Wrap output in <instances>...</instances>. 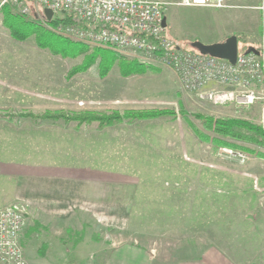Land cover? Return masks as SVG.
<instances>
[{
  "label": "rangeland",
  "instance_id": "374dc122",
  "mask_svg": "<svg viewBox=\"0 0 264 264\" xmlns=\"http://www.w3.org/2000/svg\"><path fill=\"white\" fill-rule=\"evenodd\" d=\"M165 1L169 2L165 11V33L182 49L197 50L192 46V42L206 41L211 27L217 28V22L221 30L225 25L234 29L239 53L248 46L257 48L261 36L264 35V0H259L257 9L253 8L254 4H249L246 8L225 9L217 14L206 9V6L180 5V0ZM39 10L43 12L41 7ZM27 17L30 18L29 15ZM40 25L46 28L45 25ZM82 61L83 54L68 58L52 53L47 47H39L34 35L23 41L12 38L3 27L1 16L0 73L3 71L7 74L12 69L13 72L18 70L19 75H44L54 79L66 74L67 83L76 90L71 91L72 97L68 99L73 100L76 96V105L83 110H174V119L165 115L151 120L117 124L104 130L100 128L99 142H95L96 148L103 149L107 140L109 146L110 143L114 144L116 155L113 156L128 158L83 164L113 171L105 175H102V172L99 178L113 180L114 189L120 190L124 200L127 196L126 188L122 189L124 186H131L133 189L138 185L136 189H140L145 184L148 198L143 199L140 204L153 208L161 207L163 202L158 195L152 197L154 192L150 191L155 190L153 187L158 186L160 181L163 182L164 188L169 189L171 185L186 186V190L192 193L199 183L197 177L205 171V175L201 176L204 180L200 184L205 186L206 190V228L195 227L194 231H191L176 219L172 220L171 224L162 226L157 224V214L153 215V223L146 224V221L140 222L138 219L130 221L127 205L119 202L121 199L116 196L111 206L83 209L81 214L75 217L50 225L44 224L46 219L42 215L29 214L25 202H14L27 207L26 223L21 235L27 264H100L105 251L112 247V244L118 245L122 242L152 247L162 250L164 254H170L179 247L192 244H200V247H203L211 242L230 255L236 264H263L261 260L264 259V240L261 242L256 238L257 233L264 234V159L245 153L247 160L241 164L233 159L218 157L217 149L213 150L209 143L200 142L189 131L180 114L183 109L187 118L198 126L200 123L194 119L193 113L241 117L257 123L259 102L255 101L248 106L197 102L192 94L179 89L175 76L168 68H158L159 71L148 69L140 74L123 76L118 63L115 62L102 77L95 62L86 70L73 72ZM20 87L27 88V82L20 79ZM52 88H55L53 84ZM53 89H49L50 93L57 94ZM21 97L25 100L28 98L24 95ZM94 126L95 123L84 125V143H92V134L97 133ZM41 132L48 136L47 130ZM57 134V130H51L50 139L57 137ZM50 143L52 148L56 145L52 141ZM244 145L253 147L249 143ZM124 149L125 155L118 154V151L123 152ZM151 158L157 160L158 164L146 167L137 163L143 159L152 160ZM50 163L58 164L56 160H51ZM166 169L170 170L172 178L167 176ZM147 172H151V181L145 183L142 180L147 176ZM175 172L182 177L181 180L174 179L177 175L174 176ZM249 180L252 186H249ZM186 197L185 200L174 198V203H193ZM189 197H192V194ZM257 219L258 226L254 225Z\"/></svg>",
  "mask_w": 264,
  "mask_h": 264
},
{
  "label": "crops",
  "instance_id": "0c3cea01",
  "mask_svg": "<svg viewBox=\"0 0 264 264\" xmlns=\"http://www.w3.org/2000/svg\"><path fill=\"white\" fill-rule=\"evenodd\" d=\"M224 3L223 7L206 6V9L217 14L225 9L246 8L249 4H254L253 8L257 9L260 5L259 0H224ZM216 27H211L206 41L201 42H222L234 34L232 27L225 25L221 30L218 22ZM4 73H0V207L25 202L28 213L42 215L46 225L75 217L83 209L111 206L114 196L121 199L119 202L125 203L129 210L137 185L133 189L131 186L122 188L127 190L124 200L120 190L114 189L113 180L99 178L102 172L105 175L113 171L83 164L128 157L113 156L116 155L114 144L109 146L107 140L103 149L96 148L100 129L96 122L79 123L52 115L64 113L67 116L83 110L76 105V96L73 100L68 99L72 97L73 87L67 83V75L54 79L44 75H19L18 70L13 72L12 69L10 73ZM20 79L27 82V88L20 87ZM261 87L264 89V83ZM49 89L58 93L53 95ZM20 93L28 98L23 99ZM94 123L97 133L92 134V143H84L83 127ZM111 127L114 126L101 130ZM41 130H47L48 136L41 134ZM51 130L58 131L57 137L50 139ZM51 141L56 144L53 148L50 147ZM118 154L125 155V149ZM51 160L58 164H51ZM258 221L254 225L258 226ZM263 238V233H257L258 241L262 242ZM111 246L100 264H236L230 255L211 242L203 247L200 244L198 247L193 244L179 247L170 254L131 242ZM261 263L264 264V259Z\"/></svg>",
  "mask_w": 264,
  "mask_h": 264
},
{
  "label": "built area",
  "instance_id": "2783aa9c",
  "mask_svg": "<svg viewBox=\"0 0 264 264\" xmlns=\"http://www.w3.org/2000/svg\"><path fill=\"white\" fill-rule=\"evenodd\" d=\"M168 4L165 0H0V10L10 6L16 14L29 15L72 41L107 48L142 65L168 68L179 89L197 102L248 106L258 101L257 124L264 131V35L258 54L238 52L234 63L182 49L162 24ZM178 4L225 6L224 0H180ZM40 7L52 11L51 20ZM52 20L57 21L53 27ZM216 155L241 164L247 160L244 152L227 146L218 147ZM26 215L27 207L21 203L0 207V264H27L21 243Z\"/></svg>",
  "mask_w": 264,
  "mask_h": 264
},
{
  "label": "trees",
  "instance_id": "16d2710c",
  "mask_svg": "<svg viewBox=\"0 0 264 264\" xmlns=\"http://www.w3.org/2000/svg\"><path fill=\"white\" fill-rule=\"evenodd\" d=\"M2 16V25L8 31L9 35L18 40L23 41L34 35L35 41L39 47H47L52 53L60 54L62 57L74 58L80 54H83V61L81 65L74 68L75 71L86 70L89 65L97 62L99 74L103 77L107 74L110 67L117 62L121 75L129 76L132 74H140L150 69L151 71H159L158 68L153 66H146L139 64L135 61L127 60L117 53L99 46H89L81 42L72 41L62 35L55 33L49 28H44L39 22L25 16L16 14L11 10L10 6H3L0 10ZM56 20L49 22L50 26H55ZM245 51V50H243ZM242 51V52H243ZM180 114L187 123L189 131L200 141L209 143L213 150H216L219 146H227L235 150H240L246 154L254 155L257 158L264 159V131L260 126L249 119L241 117H224L206 115L202 113H193L194 119L198 120L200 126L196 125L192 120L187 118L186 112L181 109ZM61 116L66 120H76L79 123H92L96 122L99 128L108 126H115L122 123H130L135 120H151L160 116L168 115L172 119L176 117L173 109L170 108H127L122 111H99L85 109L81 112H73L72 114L65 115L64 113L52 114ZM55 117V116H52ZM244 143L252 144L253 147L246 146ZM143 159L137 161L138 164H143L148 167L151 165H157V160ZM167 176L173 177L169 169ZM205 171L202 175H205ZM151 172H147L143 182L151 181ZM177 173H174V176ZM201 176L197 177L199 183L192 193L188 192L186 186H177L164 188L163 182L160 181L158 186L153 187L155 190L154 196L161 197V207H151L148 205L140 204V202L148 196H146V186L142 185V188L136 189L134 192L133 202L128 210L130 221L139 220L140 222L146 221V224L155 222L153 215L157 214V224L166 225L171 224V221L176 219L177 222H183L188 230L194 231L195 227L206 228V190L205 186L200 182L204 180ZM176 180L182 179L180 175H176ZM152 183V182H151ZM251 181L249 180V186ZM177 184V183H176ZM248 186V187H249ZM169 190V191H168ZM142 191V192H141ZM140 192V194H139ZM185 194V195H184ZM187 194V197H186ZM192 194V197L189 195ZM253 194V198H254ZM179 197L180 200L193 201V203L180 205L174 198ZM153 198V199H154ZM189 200V201H190ZM188 202V201H187ZM183 203V202H182ZM156 208V209H155ZM160 220V221H159ZM148 221V222H147Z\"/></svg>",
  "mask_w": 264,
  "mask_h": 264
},
{
  "label": "water",
  "instance_id": "95a60500",
  "mask_svg": "<svg viewBox=\"0 0 264 264\" xmlns=\"http://www.w3.org/2000/svg\"><path fill=\"white\" fill-rule=\"evenodd\" d=\"M43 12L47 20H51L52 11L48 8H44ZM162 24L164 27L167 24L165 17L163 18ZM192 46H194L201 53L209 54L222 59H227L231 63L235 62L238 53V40L236 35L234 34L228 36L222 42L206 44L196 40L192 42ZM245 51L254 52L255 54L259 53L258 50L253 46H248Z\"/></svg>",
  "mask_w": 264,
  "mask_h": 264
}]
</instances>
